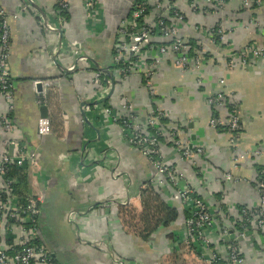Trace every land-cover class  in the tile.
<instances>
[{
	"label": "crops",
	"instance_id": "0c3cea01",
	"mask_svg": "<svg viewBox=\"0 0 264 264\" xmlns=\"http://www.w3.org/2000/svg\"><path fill=\"white\" fill-rule=\"evenodd\" d=\"M131 2L98 0L94 12L87 13L83 0H0L10 25V116L15 126L14 135H4L0 121V153L12 139L17 145L10 154L16 155L18 144L34 154L36 163L25 171V197L39 201V237L58 264H229L228 245L215 230L211 249L189 245L176 191L127 143L116 119L133 115L141 125L150 110L162 112L167 121L161 151L184 174L182 186L214 214L220 203L257 210L256 168L264 167V59L230 66L227 56L248 46L264 50V6L244 10L241 0H227L223 8L202 16L194 15L185 0H172L190 20L180 25L189 41H198L195 25L210 29L218 23L225 29L223 41H204L198 69H178L171 56L153 50L146 52L139 70L114 75L117 31ZM13 15L18 19L12 20ZM105 70L115 83L107 89V95L112 91L109 99L99 102L107 96L101 97ZM35 82L51 84L44 101L36 95ZM217 93L235 108V135L209 127L214 116L207 99ZM41 106L47 108L50 124L46 136L37 132ZM7 111L0 96V119ZM216 114L227 116L224 111ZM170 131L192 150L191 158L177 153ZM227 174L233 182H225ZM149 187L178 212L165 228L140 217L143 191ZM152 225L157 228L143 238ZM263 244L261 235L238 240L244 264H264Z\"/></svg>",
	"mask_w": 264,
	"mask_h": 264
},
{
	"label": "built area",
	"instance_id": "2783aa9c",
	"mask_svg": "<svg viewBox=\"0 0 264 264\" xmlns=\"http://www.w3.org/2000/svg\"><path fill=\"white\" fill-rule=\"evenodd\" d=\"M190 11L195 14L208 13L212 10L223 8L227 0H185ZM84 8L87 13H93L98 0H83ZM264 6V0H241V9L253 10ZM63 9L67 8V3H61ZM132 14L129 19L123 21L117 31L119 38L116 46L115 63H119L120 59L129 61L135 59V64L128 71H121L124 76L129 75L135 65H139L146 52L156 50L162 56L173 55V64L178 69H188L190 66L198 69L201 63V55H190L189 40L182 35L180 25H183L185 13L173 6L172 0H132ZM12 20H17L18 15H13ZM53 29L52 27H49ZM198 41L196 44L197 51L203 53L205 46L204 41L210 40L215 44H219L224 39L225 29L218 23L210 29H204L200 25L193 27ZM157 38V39H156ZM156 44V45H155ZM9 51H10V25L9 17L5 9L0 4V96L5 101L7 113L1 117V132L4 135H14L15 126L13 125L10 112L13 110L14 87L9 74ZM261 60L264 59V50L256 46H248L243 50L230 53L227 56L230 66L240 62L245 64L247 59ZM72 70V68H70ZM103 73V72H102ZM105 76V89L101 92V97L107 95V89L111 88L108 74ZM150 73L147 74V77ZM101 75L98 74L97 78ZM223 83V82H222ZM40 85V88H39ZM147 85V82L145 83ZM51 84L48 82H35L34 89L39 100L44 101ZM207 106L214 110L215 113L226 108V98L224 94L217 93L207 99ZM88 107L85 108L87 110ZM163 113L157 110L151 111L150 117L141 125L135 123L133 115H127L116 119L121 127L125 140L129 145L138 151L145 159L149 161L155 170V176L166 181L175 191L182 208L187 212L188 218L185 221L186 237L189 245H200L205 250L212 247L210 235L215 229V220L217 214H214L210 208L202 200L195 197V194L186 186H182L184 174L175 170L169 164L161 151L160 141L158 137L163 136V125L159 123ZM209 127L212 129L224 128L228 133L235 135L239 131V119L232 107L227 118L211 117ZM151 129L152 131H149ZM37 132L39 136H46L50 133L49 120L41 118L37 123ZM173 147L177 150L182 158H191L193 152L181 144L176 131H170L168 134ZM15 140L6 141L3 144L0 153V186L6 191L5 200L0 204V228L6 218L22 219L23 235L19 243H13L7 249L0 248V264H58L48 248L42 243L39 237V217L40 205L37 198L27 196L23 202H16L13 194L12 181L5 179L7 167L15 165L24 172L28 166L36 163L35 156L27 152L18 144L16 155L9 153V149L15 147ZM2 140L0 138V146ZM197 154L202 153L200 149ZM259 154L257 151L252 153ZM241 158V157H239ZM242 159V158H241ZM237 161V160H235ZM231 174L225 175V182H233ZM255 189L258 194L259 208L255 213H250L247 209L242 210V218L240 222V232L234 236L229 231L230 239L226 240L228 248L229 264H244L238 248L239 237L248 238L255 234L250 229L252 217L256 216L257 230L263 228L264 225V168L257 175L255 181ZM3 191H0L2 193ZM224 206V205H223ZM235 210L233 207L224 206ZM26 216L25 219L22 217ZM254 220V222H255ZM250 225V226H249ZM260 232V231H259ZM257 233V232H256ZM258 234V233H257ZM261 235V232H260ZM264 243V230L262 232ZM264 246V244H263Z\"/></svg>",
	"mask_w": 264,
	"mask_h": 264
},
{
	"label": "trees",
	"instance_id": "16d2710c",
	"mask_svg": "<svg viewBox=\"0 0 264 264\" xmlns=\"http://www.w3.org/2000/svg\"><path fill=\"white\" fill-rule=\"evenodd\" d=\"M131 14H132V10H131V7H130L127 19L130 18ZM195 15H198V14H195ZM204 15L205 14H202V16H204ZM187 21H190L188 19V17L185 18L183 24L186 23ZM180 30H182V29H180ZM117 39L119 41L118 37H117ZM117 45H118V43H117ZM188 45L190 46V55L191 56L194 55V54L202 56V53L197 51V47H196V44L194 42L189 41ZM169 56L174 58L173 55H169ZM128 62H129L128 60L127 61H123L122 59H120L119 63H115L114 64L113 74L114 75H119L120 74V76H124V75H122L121 71H128L129 69H131V66L133 64H135V59L131 58L130 59V63H128ZM128 64H132V65L130 66ZM135 67L139 70L140 65H135ZM144 77L142 78V80H145ZM113 81H115L114 77H113ZM104 105L107 106L106 104H104ZM232 107L233 106L231 105V103H229V101L227 100L226 108L224 110H222V111H224L226 113V115H227L226 118L229 116V111L231 110ZM210 110L212 111V114H213L214 117L217 116V114L215 113L214 110H212V109H210ZM151 111H154V110H150L148 118L151 115ZM166 121L167 120L164 117H161L160 120H159V123L160 124H164V123H166ZM216 130H218V131H226L224 128H218ZM149 131H152V130L149 129ZM158 139H159L160 143L163 140L162 137H158ZM170 146H172V145H170ZM262 168H264V167L256 168L257 175L260 173ZM5 179L12 181L14 197L18 198L17 201L22 203L23 200L25 199V192H26L27 187H28V179H27L26 173L21 168H18V167H16L13 164V165L7 167V171L5 173ZM223 183H224V180H223ZM0 191H3V188L1 186H0ZM5 195H6V191L5 190L2 193H0V204L2 202H4ZM195 197H197V196H195ZM216 201H217V203H220L222 201V197L220 195H218L216 197ZM218 207H219V212H222L225 215L228 214L227 213V208H225L223 206V204L220 203ZM243 209L245 210L246 207H242V206L236 207V211L239 214V216L242 215V210ZM183 211H184L185 219L187 220V218L189 216H188L187 212L184 209H183ZM248 211L250 213H255L256 210H248ZM22 217L25 219L26 216L22 215ZM140 217H141L143 222L144 221L151 222L150 220H152V221H155V223L157 222V224H159V225L161 224V226L163 225V227L165 228V227L169 226L170 224L174 223L177 220L178 212H177V210L175 208H172L167 203L163 202L160 199V197L156 193H154V191L149 187L145 191H143L142 211H141ZM234 224H235L234 225L235 229L240 232L241 231L240 228H239L240 223L234 221ZM27 226H28L27 224H23L22 219L16 220L14 218H7V219L5 218L4 219V223L2 224V227H1L2 228L1 229L2 232H1V237H0V248L7 249L8 246H12L13 242L19 243V241L22 238L21 235H23L22 232H21V228L22 227H27ZM153 226L154 225H152V227L147 228L146 231L142 232L143 238L146 239L147 236L150 234V232L152 230H154L155 228H157L156 226L155 227H153ZM257 232H258V234L256 233V235H260L259 230H257Z\"/></svg>",
	"mask_w": 264,
	"mask_h": 264
},
{
	"label": "rangeland",
	"instance_id": "374dc122",
	"mask_svg": "<svg viewBox=\"0 0 264 264\" xmlns=\"http://www.w3.org/2000/svg\"><path fill=\"white\" fill-rule=\"evenodd\" d=\"M241 159V158H239ZM223 178L225 180V175H223ZM233 209L228 210V214L225 215L223 214L222 212H217V216H216V220H215V229H218V231H216V234L219 236V241L221 240H227V239H230L229 237V231H231L232 235H236L238 233V230L235 229V224H234V221L236 222H241L243 220V218L241 216H239V214L237 213L236 209L235 211L231 212ZM256 216H253L252 217V224H251V227L250 229L254 232L255 231V234L251 235L250 237L248 238H242V237H239V241L241 240H245V239H254L255 236H256V232H257V220H255ZM264 218V217H263ZM255 220V222H254ZM233 221V222H232ZM261 226H263V228L261 227V229H259V231L261 232V235H262V232L264 230V225L262 224ZM258 233V232H257ZM13 243H16V242H13ZM226 243V242H225Z\"/></svg>",
	"mask_w": 264,
	"mask_h": 264
},
{
	"label": "water",
	"instance_id": "95a60500",
	"mask_svg": "<svg viewBox=\"0 0 264 264\" xmlns=\"http://www.w3.org/2000/svg\"><path fill=\"white\" fill-rule=\"evenodd\" d=\"M105 72L108 73V71H106V70H105ZM108 78L110 79L109 81H110V85H111V89H112L114 87L113 78L109 74H108ZM39 88H40V85H39ZM111 94H112V91L106 96L105 99L100 100L99 102L106 101L107 99H109V97L111 96ZM40 112H41V115H40L41 118H46L47 117V115H46L47 108L45 106H41ZM191 147H192V145H189V148H191Z\"/></svg>",
	"mask_w": 264,
	"mask_h": 264
}]
</instances>
